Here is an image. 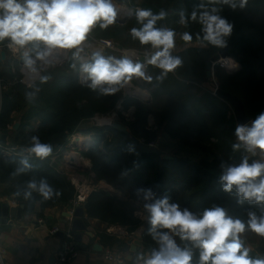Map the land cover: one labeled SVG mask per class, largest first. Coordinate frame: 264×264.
I'll return each instance as SVG.
<instances>
[{"label":"trees","instance_id":"trees-1","mask_svg":"<svg viewBox=\"0 0 264 264\" xmlns=\"http://www.w3.org/2000/svg\"><path fill=\"white\" fill-rule=\"evenodd\" d=\"M202 2L207 3V0H141L143 8H151L154 12L162 8L167 10V26L174 28L178 34L191 31L194 40L191 45L174 50L173 54L179 55L183 64L168 73L162 82L155 79L160 70L151 65L147 67V75L153 80H145L142 86L150 90L151 101L144 102L131 96L123 98L124 108L131 104L136 107L135 121L124 123L128 128L126 132L113 125L86 126L96 112L107 113L115 107L123 96V88L114 94L101 95L81 84L78 79L80 61L73 59L71 52H67L58 65L43 69L42 76L50 77L47 82L42 83L40 78L32 86H27L17 81L2 92L0 131L7 133L9 140H0V182L8 184L5 191L14 195L19 204H24L26 214L35 212L38 203L41 207L38 214L55 205L68 207L76 194V187L66 172L58 168L52 155L43 160L34 154L7 157L3 154L2 145L31 147V137L38 136L42 143H51L55 152L65 144L70 134L81 130L97 131L99 135L84 152L91 159L95 181L105 180L127 197L122 198L102 187L92 190L84 203L89 217L135 231L143 222L135 213L139 204H143L135 194L140 187H150L158 196L167 194L172 201L196 213L213 205L222 206L229 214L243 219L247 218L250 209L260 213L258 206L248 202L238 204L234 193L224 192L219 181L223 171L221 163L236 165L246 153L243 149L232 151L231 148L237 124L231 104L217 94L202 92L198 84L208 80L207 63L219 55L222 48L196 41L195 35L200 29L198 24L190 22L187 27L179 24L180 10L190 15L193 8ZM219 7L221 15L233 24L232 34L226 38L228 54L241 63L235 72H229L221 65L216 66L220 87L238 95L245 104L247 114L254 119L264 111V0H247L243 9L237 7L233 10L227 5ZM137 26L132 18L126 23L117 22L107 30L97 27L93 32L97 37L113 38L121 46L147 48L132 40L129 34V29ZM104 54L121 56L109 49ZM73 64L75 67H72ZM26 92L35 93L33 102L25 99ZM15 112L22 114L20 125L14 130L10 125ZM149 115L155 118V130L148 128ZM34 120H38L36 126L32 122ZM159 136L178 139L180 147L187 145L198 149L202 157L197 159L174 152L169 153L171 157H166L167 152L161 142L158 144L164 150L162 153L139 151L141 141L150 143L160 140ZM24 160L31 167L18 171L24 168ZM42 178L62 194L58 198L44 200L39 193L33 192L26 199L27 183ZM149 227L146 222L143 231L146 251L156 247L148 234ZM245 243L252 250L251 256L264 254V250L251 247L246 240ZM262 243L264 245V238ZM194 259H198V252Z\"/></svg>","mask_w":264,"mask_h":264},{"label":"clouds","instance_id":"clouds-1","mask_svg":"<svg viewBox=\"0 0 264 264\" xmlns=\"http://www.w3.org/2000/svg\"><path fill=\"white\" fill-rule=\"evenodd\" d=\"M246 4L247 0L238 3L237 0H207L196 5L190 15L180 10L179 24L184 27L190 22L198 24L196 41L224 48L233 24L221 15L219 5L235 10L243 9ZM121 13L134 18L138 25L129 29L132 40L150 49L143 62L128 54L105 55L102 50L92 52L90 58L82 57L93 30L97 27L107 30L117 23ZM168 16L169 12L163 8L158 12L143 7L126 10L118 6L116 0H0V43L7 41V47L20 55L22 69L30 74H38L41 67H54L66 52H71L73 59L81 61L82 83L92 91L109 95L133 78L151 82L153 77L146 73L149 65L160 70L155 77L160 82L182 66V58L173 54L177 37L185 45H191L194 35L191 31L178 34L167 26ZM48 79L50 77L41 76L42 83ZM34 98L35 93H25L29 103ZM233 134L232 151L243 149L246 154L236 165L221 163L222 190L234 193L240 205L248 202L260 207V213L250 209L243 219L219 205L196 213L172 201L167 194L158 196L150 187L137 188L135 194L143 202L150 225L148 234L156 247L138 252L135 264H264V254L251 256L252 250L244 239L248 232L264 238V111L247 123H237ZM28 152L43 160L52 155L53 145L32 136ZM257 156L258 159L250 161ZM22 163L24 168L18 171L31 167L27 160ZM33 192L44 200L62 194L43 178L30 180L24 197L30 198ZM197 252L198 259H194Z\"/></svg>","mask_w":264,"mask_h":264},{"label":"crops","instance_id":"crops-1","mask_svg":"<svg viewBox=\"0 0 264 264\" xmlns=\"http://www.w3.org/2000/svg\"><path fill=\"white\" fill-rule=\"evenodd\" d=\"M126 2L129 3V7L131 8L135 4H141V0H135L134 2L127 0ZM184 46V42L179 40L178 36L176 49L179 50ZM95 49H100V47L97 45V48H88V50H90L91 52L97 51ZM6 58L7 57L5 56V59H3L0 63V70L3 64H5V74L3 75L4 81L19 79V76L23 75L21 61L14 62V71H18V73L20 74L17 75L16 73H12L13 70L11 68V62L13 61V58ZM7 69L9 71V75L7 74ZM207 78L208 80L198 82V84L200 83L199 85L202 87V92L209 91L213 93L214 87L211 83L213 78L209 77L208 75ZM187 82H189V80H187ZM21 114V112L14 113V121L10 125L11 129L15 130L19 127L21 122ZM32 122H34V126L38 124V120H34ZM87 123L88 122H86V126H88ZM81 131L84 132V130ZM8 138L7 140H9ZM174 140L175 139L170 138V144H172ZM175 142L177 144L176 140ZM256 158L258 159L259 157L257 156ZM95 184L98 186V188L102 187L109 189L112 192L116 193L118 196L127 198L120 190L116 189L105 180L95 181ZM7 186V183L0 182V201L8 202L13 206L19 205L14 195L9 194L5 191ZM142 206L143 204H139V208L137 209V211H143L140 215L135 211L136 215L143 220V222L137 227V229L145 227L147 221V216L144 214V210L141 209ZM40 210L41 207L38 203L35 212L26 214L23 211L22 218L12 217L11 215H9L5 220H0V264H61L58 261V253L62 248L64 237L62 235H59L58 233L53 234L49 232V228L54 224H60L64 227L71 228L75 234L78 232L82 233L81 242L83 243V246L77 245L79 248L78 255L71 264H118L117 262H110L106 259L105 253L108 249L112 251H123L125 254V262L123 264H135L137 253L146 251L143 241L139 240L138 238L122 237L109 232L107 228L115 224H107L99 220L98 218L89 217L86 210L85 216L83 217L84 223L86 224V229L84 230H75L73 228V223L70 225L69 220H67L69 216L67 214L68 207L55 205L46 208L44 211H42V213L38 214V211ZM39 218H43L44 223H39ZM103 235L106 236L103 237ZM112 237L116 238L111 239ZM138 240L141 243H139Z\"/></svg>","mask_w":264,"mask_h":264},{"label":"built area","instance_id":"built-area-1","mask_svg":"<svg viewBox=\"0 0 264 264\" xmlns=\"http://www.w3.org/2000/svg\"><path fill=\"white\" fill-rule=\"evenodd\" d=\"M136 7H142V5L135 4L133 7L125 6L126 9H134ZM126 16L124 13H121V17ZM90 38L93 39L94 44H97L100 49H95V50H101L102 49H112L114 51L122 52L123 54H128L132 59L134 60H140L141 55H145L146 52L149 51H142L139 48H130V49H123L122 46L116 42L115 40L107 37H97L93 33L89 35ZM87 44H89V41H86ZM84 45V46H85ZM9 49L13 61L11 62V68L13 72H15V61H20L21 57L18 53L13 52L10 48L7 47V41H5L4 44H0V51ZM85 54L82 55L85 59L89 58L91 56V53L84 51ZM2 62V61H1ZM0 62V63H1ZM217 65H223L227 68V70L234 72L237 71L241 67V63L232 55H218L215 57L213 63H212V68L213 70L216 68ZM45 68V67H42ZM48 68V67H47ZM23 75L19 79H15V81H4V79L0 75V103H1V98H2V92L10 87L13 83L16 81H21L26 83L28 86H32L37 79L41 76L42 69L39 70L38 74H30L27 72L26 69H22ZM82 80V77H81ZM216 84V82H215ZM135 87L134 85H132ZM137 88V87H136ZM216 87L213 89V93L217 94L216 92ZM140 89V88H139ZM127 91V90H126ZM144 91V95L138 96V98L142 100H149L150 99V93ZM120 102H123V99H121ZM119 109H123L122 106L118 105ZM134 106H132L129 111L132 114ZM128 111V112H129ZM128 112L123 113L126 116H129L130 118L127 120H131V115L128 114ZM110 115L106 116H100V115H95L91 116L90 119L94 123V125H101V124H106V125H112L115 121H118L119 119V112L118 111H113L109 113ZM149 124L152 125L154 124V118L152 115H149ZM93 133V132H92ZM90 133L87 132H81V131H76L72 134H70L65 142V146L70 147L69 155L68 157H62V155L59 153V150L55 151L52 153V160L57 164L59 169L62 171L66 172L68 177L70 178L71 182L75 185L76 187V194L75 196L70 200V205L68 206V212L69 216L67 220H69L70 225L72 224L74 218H75V211L78 206H84V203L87 200V197L89 196L90 192L94 189H97L98 186L95 184V179L96 175L95 172L92 169V162L91 159L84 153L86 150H88L91 145L93 144L94 140L92 137L89 135ZM80 136L79 139H75L76 136ZM151 146H156L159 145L156 142H150L148 143ZM3 149V154L7 157L13 156V155H24V156H29L32 155L31 153L28 152L27 146L23 145H2ZM63 160V164L60 163V161ZM143 209V206L141 207ZM144 210V209H143ZM140 210H136L137 214H141ZM144 214L147 216V213L144 211ZM39 223H44L43 218H39ZM147 222V221H146ZM145 227H141L135 231L130 232L126 226L115 224L111 225L107 228V230L115 235H119L122 237H130V238H138L141 241H143V231ZM49 232L53 234H57L59 232L63 233V243H62V248L59 250L58 253V261L61 264H71L76 256L78 255L79 248L75 242V233L71 228L64 227L60 224H54L49 228ZM105 257L108 261L110 262H117L118 264H123L125 262V254L123 251H112L108 249L105 253Z\"/></svg>","mask_w":264,"mask_h":264},{"label":"rangeland","instance_id":"rangeland-1","mask_svg":"<svg viewBox=\"0 0 264 264\" xmlns=\"http://www.w3.org/2000/svg\"><path fill=\"white\" fill-rule=\"evenodd\" d=\"M116 2H117V4H119V5H121V6H129V3L128 2H126V0H116ZM108 38V37H107ZM89 39V44H87V45H85L84 46V51H86V52H89V53H92L90 50H88V48H97V44H94V42H93V39L92 38H88ZM111 39H113V38H111ZM179 43H180V41H179ZM136 46V45H135ZM134 45L133 46H122V48L123 49H130V48H139L140 50H142V51H150V49H148V47L146 48V47H144V48H142V47H135ZM108 49V48H107ZM107 49H102L101 48V50L103 51V53H105V51L107 50ZM109 50H112V49H109ZM5 51H6V59H9L10 57H12V54H11V52H10V50L9 49H5ZM112 51H114V50H112ZM115 53H118V54H120V55H123V53L122 52H118V51H114ZM83 54H85V52H83V53H81V56L83 55ZM216 56V55H215ZM214 56V57H215ZM217 56H218V54H217ZM216 56V57H217ZM213 57V58H214ZM222 67H223V65H221ZM47 67H45V68H40V69H42V71H43V69H46ZM224 68H226L225 66H224ZM227 69V68H226ZM214 71V73H215V75H214V77H212L213 78V80H212V85H213V87L215 88L216 87V84H215V81L217 80L219 83H220V80H219V78H218V75H217V71H218V69L216 68L215 70H213ZM227 71H229V70H227ZM222 72H225L224 70H222ZM229 72H231V71H229ZM235 72V71H234ZM0 73H1V76H2V78L4 77L3 75L5 74V64H3V66L1 67V70H0ZM13 74H17L18 75V71H15V72H12ZM147 73V72H146ZM7 74L9 75V71H8V69H7ZM16 75V76H17ZM41 76H42V74H41ZM41 77H39L38 79H37V81L40 79ZM78 79H79V82L81 83V84H83L82 83V80H81V73H80V70H79V73H78ZM136 80V81H135ZM10 81H15V79L13 80V79H11ZM36 81V82H37ZM145 80L144 79H140V78H133V80L130 82V84H132V85H134L135 87H137V88H140L141 90H145L146 92H149L150 93V99L149 100H142V99H140V98H138V97H136V94H131V97H133V98H135V99H139V100H141V101H144V102H149V101H151L152 100V94H151V92H150V90L148 89V88H146V87H143L142 86V82H144ZM14 84V83H13ZM12 84V85H13ZM11 86V85H10ZM126 90H127V85H125L124 87H123V96L122 97H120V99L117 101V103H116V105H115V107L111 110V111H108L107 113H102V112H96L93 116H95V115H100V116H106V115H110L109 113L110 112H113V111H118L119 112V119H118V121H120V122H122V123H131V122H133V121H135V118H136V107H135V105L134 104H131V105H129L127 108H124V104H123V102H120L121 101V99H123L124 97H125V92H126ZM118 105H120V106H122L123 107V109L121 110V109H119L118 108ZM132 106H134V108H133V111H132V114L130 113V111H129V109L132 107ZM123 111L124 112H128V114L129 115H131V120H127V119H129L130 117L129 116H126L127 115V113H126V115L123 113ZM153 116V115H152ZM154 118V117H153ZM154 121H155V118H154ZM87 125L88 126H93V127H101V126H105L106 124H101V125H94V123L92 122V120L91 119H89L88 120V123H87ZM150 125V124H149ZM150 130H155L156 128H157V126H156V124H155V122H154V124H152V125H150L149 127H148ZM86 133V132H85ZM90 134V137H92V139L93 140H95V138L97 137V136H99L98 135V133H97V131L96 132H89ZM107 133V135H110L108 132H106ZM87 134V133H86ZM159 138H160V136H159ZM163 138V139H162ZM169 139L170 138H168V137H161L160 138V140L159 139H157V140H152L153 142L155 141L156 143H162L163 145H162V147H163V149L167 152V153H172V152H174V153H178V154H180V155H190V156H193L194 158H197V159H200L201 157H202V153L198 150V149H195V148H193V147H191V146H181L180 147V141H178V139H175L176 141H177V143H178V146H177V144H176V142H175V140L172 142V144H170V142H169ZM67 140V139H66ZM66 140H65V142H66ZM175 142V143H174ZM59 150V153L62 155V157H68V155H69V151H70V147H67V146H65V144L61 147V148H59L58 149ZM57 151V150H56ZM54 153V152H53ZM203 154H204V152H203ZM257 159V158H256ZM60 163L61 164H63V160L62 161H60ZM117 189V188H116ZM119 190V189H118ZM244 239L247 241V243H248V245H250L251 247H256V248H259L260 250H264V245H263V243H262V238L261 237H259V236H257L256 234H254V233H250V232H248V233H245L244 234ZM177 242L178 243H180L179 242V239L177 238Z\"/></svg>","mask_w":264,"mask_h":264},{"label":"water","instance_id":"water-1","mask_svg":"<svg viewBox=\"0 0 264 264\" xmlns=\"http://www.w3.org/2000/svg\"><path fill=\"white\" fill-rule=\"evenodd\" d=\"M128 20H130L129 18H127L126 16H123L121 17L120 19H118L119 22L121 23H126ZM165 22H162L161 24H164ZM94 33V32H92ZM5 42L3 43H0L1 45L4 44ZM228 54V49H227V46L222 48L219 52V55H222V56H225ZM5 55H6V51L5 50H1L0 51V62L5 59ZM66 56V53L61 57V60ZM144 56L145 55H141L140 56V61L143 62L144 60ZM90 58V57H89ZM215 57L212 58L208 63H207V75L209 77H214V71H213V68H212V63L214 61ZM21 63H22V60L20 59ZM216 85H217V88H216V92H217V95H219L221 98L227 100L232 108H233V111H234V114H235V117H236V120H237V123H247L249 122L250 120H252L249 115L247 114V111H246V107H245V104L243 102V100L236 94L230 92V91H226L224 89H222L220 87V83L216 80ZM132 93L126 91L125 92V96H131ZM114 127L116 128H119L123 131H128V128L127 126L120 122V121H115L113 124H112ZM7 138H8V134L7 133H2L0 131V140L5 142L7 141ZM139 151L140 152H155V153H162L163 150L159 147V145H156V146H151L149 145L148 143L144 142V141H141L139 143ZM165 156L166 157H171V155L169 153H165ZM23 209H24V204H19V205H16V206H13L11 205L10 203L8 202H2L0 201V220H5L7 216L11 215L12 217H18V218H22L23 217ZM67 214L69 215V212H67ZM85 216V208L84 206H78L76 208V211H75V218L73 220V228L75 230H84L86 229V224L84 223V219L83 217ZM59 235H63L62 232H59L58 233ZM75 240H76V244L78 246H83V243L81 242L82 240V233L78 232L75 234ZM140 240V239H139ZM138 240L139 243H141L140 241ZM85 246V245H84Z\"/></svg>","mask_w":264,"mask_h":264},{"label":"bare ground","instance_id":"bare-ground-1","mask_svg":"<svg viewBox=\"0 0 264 264\" xmlns=\"http://www.w3.org/2000/svg\"><path fill=\"white\" fill-rule=\"evenodd\" d=\"M118 6L122 7L123 9H126L125 6H121L119 4H118ZM127 91L130 92V93H132V94H138L140 96H143L145 94L143 90H141L139 88H136V87H133L132 84H130V83L127 84ZM79 138H80V136H78V135L75 137V139H79Z\"/></svg>","mask_w":264,"mask_h":264}]
</instances>
